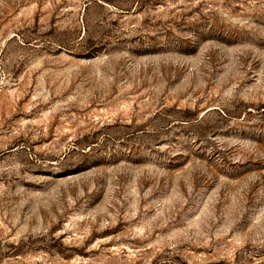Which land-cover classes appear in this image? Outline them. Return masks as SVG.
I'll return each mask as SVG.
<instances>
[{
  "label": "rangeland",
  "instance_id": "rangeland-1",
  "mask_svg": "<svg viewBox=\"0 0 264 264\" xmlns=\"http://www.w3.org/2000/svg\"><path fill=\"white\" fill-rule=\"evenodd\" d=\"M0 264H264V0H0Z\"/></svg>",
  "mask_w": 264,
  "mask_h": 264
}]
</instances>
